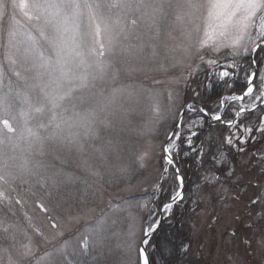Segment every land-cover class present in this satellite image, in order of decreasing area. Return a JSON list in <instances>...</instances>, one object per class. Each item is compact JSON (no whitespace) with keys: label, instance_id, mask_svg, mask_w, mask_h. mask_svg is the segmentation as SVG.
Listing matches in <instances>:
<instances>
[{"label":"rangeland","instance_id":"rangeland-1","mask_svg":"<svg viewBox=\"0 0 264 264\" xmlns=\"http://www.w3.org/2000/svg\"><path fill=\"white\" fill-rule=\"evenodd\" d=\"M6 3L7 12L0 17V96L11 104V115L16 119L5 118L17 133L12 142L0 145V162L7 161L13 172L5 186L10 202H0V264H8L9 255L18 264H44L41 257L65 241L69 244L67 251L80 249L83 238L90 236L101 221L107 247L97 248L81 261L135 264L149 209L158 196L153 194L154 185L166 166L162 147L175 125L173 117L189 101L185 100L188 88L176 80L186 75L188 65H197L200 55L222 61L228 49L214 51L222 41L217 37L203 49L194 46L191 56H184L179 48L172 56L164 43L173 47L186 44L179 31H173L175 39L163 32L150 39L155 33H147L142 21L135 29L129 26L128 38L117 41L114 53L105 57L112 61L107 73L63 102L57 113L62 130L53 137L50 112L33 113L27 124L20 116L28 112V102L35 107L46 103L43 94L33 87L40 82L35 79L37 72L46 69L33 68L31 60L8 64L5 49L13 10L11 0ZM15 15L31 27L18 11ZM197 23L202 30V20ZM47 35L49 40H41L42 49L54 61L50 44L54 33L49 29ZM18 39L23 52L28 47L27 36ZM129 45L134 46L133 55L122 54ZM14 71H20L26 79L16 77ZM43 79L46 82L47 75ZM82 99L87 102L81 103ZM156 106L159 115L154 111ZM86 114V121L79 118ZM25 127L37 131L40 138H28L26 133L21 138L20 131ZM257 139L258 134L255 142ZM245 149L230 169L231 174L236 173L234 177H202L197 181L192 250L207 264H264V142L253 155L247 145ZM170 167L169 178L160 191L168 193L169 198L179 187ZM257 197L260 201L252 203ZM145 202L147 208L142 207ZM133 241L129 252L126 245ZM90 242L95 238L90 236ZM24 244H30L32 255H21Z\"/></svg>","mask_w":264,"mask_h":264},{"label":"snow or ice","instance_id":"snow-or-ice-1","mask_svg":"<svg viewBox=\"0 0 264 264\" xmlns=\"http://www.w3.org/2000/svg\"><path fill=\"white\" fill-rule=\"evenodd\" d=\"M10 6L13 13L11 26L7 32L5 59L12 66L21 60L24 62L31 60L33 68L46 69V72H37L35 79L40 82L33 85L43 94L46 103L35 107L26 97L28 112H21L20 116L27 124L33 113L50 112L49 124L54 125L53 137L56 136L57 131L62 130L61 123L57 122V113L63 102L76 91L87 89L92 82L107 73L112 61L106 60L105 57L109 53H114L117 41L122 37L128 38L129 26L135 29L138 22L142 21L147 33H155L154 36L149 37L150 39L158 38L162 32L166 37L175 39L172 33L179 31L186 44H177L173 47L164 43L166 52L172 56L178 48L182 50L184 56H191L194 46H198L197 50L203 49L208 46L209 41H215L217 37L222 38L214 51L219 52L221 48L228 49L223 62L206 59L204 55L199 56V61L209 65V68L197 87H191L190 81L200 71V64L194 68L188 65L190 70L176 80L177 84L183 81L185 86L191 89L193 99L182 104L178 114L173 117L175 128L167 134V142L162 147L166 166L160 180L154 185L153 194L158 195L162 190L163 182L169 178L167 166H172L174 179L179 183L180 190L175 191L169 201L163 203L161 207L157 208L154 205L149 209V218L143 229V239L138 246V260L135 262V264H158L156 246L151 243L152 236L160 228L163 219L173 214L174 206L178 201L183 199V177L180 175V168L176 166L175 157L179 155L182 144L189 146L192 152L199 151L201 158L205 154L203 142L199 146H193V138L199 136V132L193 129L198 124H202L204 118L213 122H223L230 129L236 128L237 132L227 136L225 142L229 146L236 147L238 152L246 150L244 145L249 140H256V136L252 135L254 131L264 138V115L257 116L256 124L246 125L240 122L241 118L248 119L246 114L264 112V55H262L264 54V0H11ZM8 7L6 0H0V17L6 14ZM16 11L28 21L30 28L17 19ZM198 20H202V30L201 25L197 23ZM49 29L54 33V39L50 41L54 49V61L45 55L41 45V40H49L47 35ZM20 35H26L28 41V47L24 48L23 52L20 48L21 41L18 39ZM197 35H200L199 40L196 39ZM137 39L141 37L138 36ZM133 48L134 46H127L122 54L133 55ZM153 48L155 49L154 45ZM241 73L244 76L245 88L240 94H236L233 90ZM14 75L26 79L20 71H14ZM44 75L48 77L46 82L43 79ZM201 90L217 95V110H210L203 104L197 103V98L202 95ZM171 98L172 94L169 93V99ZM86 102L81 100V103ZM229 108L232 118L226 119L224 113ZM154 111L159 115L158 106ZM186 111L198 113L199 120L185 123L183 117ZM0 112L4 113V116H0V145H2L6 141L12 142L17 133L10 119L5 118L11 116L12 120L16 119L11 115V104L7 102L5 96H0ZM79 118L86 121L88 115ZM25 133L28 138H40L38 132L31 127L21 129V138ZM188 154V152L184 153L185 156ZM223 157L224 154L220 153V159ZM140 159L142 160L143 156ZM12 178V166L7 161L0 162V202H10L5 186ZM214 179L218 178L214 177ZM259 201L260 197H257L252 203ZM16 202L21 201L17 199ZM40 207L44 210L43 205ZM142 207L147 208L148 202ZM3 231L7 232L8 229L4 228ZM36 231L39 233V229ZM103 233L104 222L101 221L90 233V236L95 238L94 243L90 242V236H85L80 249L73 248L69 252L67 251L69 244L65 241L54 252H46L41 257V261L44 264H81V257L91 256L97 248L107 247ZM133 246L134 241L128 243L126 248L130 252ZM22 248V256L32 255L30 244H24ZM103 254L102 252L101 255ZM164 255L167 256L168 253L165 252ZM8 264H18V262L13 261L9 255Z\"/></svg>","mask_w":264,"mask_h":264},{"label":"trees","instance_id":"trees-1","mask_svg":"<svg viewBox=\"0 0 264 264\" xmlns=\"http://www.w3.org/2000/svg\"><path fill=\"white\" fill-rule=\"evenodd\" d=\"M264 55V54H262ZM223 62V59L222 61ZM200 64V71L191 78V87H197L200 83L209 65L205 63L197 62ZM188 88V87H187ZM245 88V80L243 73L238 77L234 92L240 94ZM202 91V95L197 98V103L203 104L210 110H217V95L213 92ZM185 100H192L193 95L191 89L186 90ZM231 109H227L224 113L226 119H231L229 114ZM264 112H257L255 114H246L248 119L241 118L240 122L243 124H256L257 116L263 115ZM185 123L191 121H198V113H184ZM199 132L198 137L193 138V146L201 145L205 149V154L200 157L199 151L192 152L191 148L186 144H182L179 150V155L175 157L176 165L180 168V174L184 180L183 187V199L178 201L174 206L173 214L170 217H165L161 223L158 231L152 236L151 243L156 246V257L158 264H207L203 261L202 256L195 255L192 250V226L191 222L194 217V206L193 202L197 197V181L201 180L202 177H220L229 178L235 176V172L229 175L230 169L239 161L240 152L237 151L236 147L229 146L225 142V138L233 133L236 128H229L223 122H211L208 118H204L202 124H198L193 129ZM258 134L257 141L249 140L246 145L250 149L252 155L254 151L260 147V144L264 142V138H261L259 133L253 132L252 135ZM245 145V146H246ZM244 146V147H245ZM185 152L189 154L184 155ZM220 153L224 154L223 159H220ZM253 157V156H252ZM165 167V166H164ZM170 169V166H167ZM169 173V170H168ZM172 173L173 169H172ZM236 184V183H235ZM235 188V186H233ZM169 194L166 192H160L153 203L157 208L161 207L163 203L169 200ZM152 206V207H153ZM159 215V213H157ZM151 251V248H149ZM168 255L165 256L164 253ZM202 259V260H201ZM81 264H96L93 260L86 259L85 262L81 261Z\"/></svg>","mask_w":264,"mask_h":264},{"label":"water","instance_id":"water-1","mask_svg":"<svg viewBox=\"0 0 264 264\" xmlns=\"http://www.w3.org/2000/svg\"><path fill=\"white\" fill-rule=\"evenodd\" d=\"M213 122V121H212ZM215 123V122H214ZM174 128H175V125H174V127L172 128V130L171 131H173L174 130ZM170 131V132H171ZM167 141H165V143H166ZM164 154V153H163ZM177 166V165H176ZM183 186H184V181H183ZM178 190H180V187L178 188ZM182 191H183V188H182ZM143 239V238H142Z\"/></svg>","mask_w":264,"mask_h":264}]
</instances>
